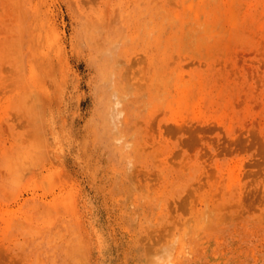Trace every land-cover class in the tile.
Instances as JSON below:
<instances>
[{
    "label": "rangeland",
    "instance_id": "obj_1",
    "mask_svg": "<svg viewBox=\"0 0 264 264\" xmlns=\"http://www.w3.org/2000/svg\"><path fill=\"white\" fill-rule=\"evenodd\" d=\"M0 264H264V0H0Z\"/></svg>",
    "mask_w": 264,
    "mask_h": 264
}]
</instances>
